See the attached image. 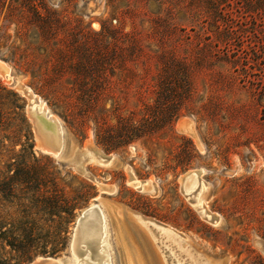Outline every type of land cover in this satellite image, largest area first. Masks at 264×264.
Listing matches in <instances>:
<instances>
[{"label": "rangeland", "instance_id": "374dc122", "mask_svg": "<svg viewBox=\"0 0 264 264\" xmlns=\"http://www.w3.org/2000/svg\"><path fill=\"white\" fill-rule=\"evenodd\" d=\"M124 6L110 0H0V59L13 76L7 82L0 75V108L7 112L0 125V264L64 257L75 220L98 196L111 210L122 209L123 223L146 264H178L172 247L182 264H264L262 107L237 86L213 87V75L204 70L197 73L194 99L180 116L161 120L165 107L156 100V59L149 74L128 61L134 77L131 71L114 72L108 56L99 69L93 53L94 33L117 24V10ZM68 48L73 57L66 63ZM19 85L61 119L58 158L38 147L30 98ZM89 114L103 120L99 124ZM182 120L193 123L194 133L181 128ZM90 138L122 165L84 158ZM193 170L202 172L190 196L184 188L195 179L189 180ZM133 174L152 178L156 192L135 185L129 180ZM100 184L115 186V194L102 192ZM201 187L221 222L195 206ZM107 214L112 250L110 256L105 250L104 262L128 264L127 249L116 234L117 213ZM144 218L183 234L182 247L170 246L163 237L170 234L148 227Z\"/></svg>", "mask_w": 264, "mask_h": 264}, {"label": "trees", "instance_id": "16d2710c", "mask_svg": "<svg viewBox=\"0 0 264 264\" xmlns=\"http://www.w3.org/2000/svg\"><path fill=\"white\" fill-rule=\"evenodd\" d=\"M110 2L114 6L124 2L125 6L117 10V24L103 25L94 33L98 67L104 68L102 60L108 56L114 61L109 65L114 72L123 69L136 77L128 61L141 64L149 74L151 61L156 59L160 67L153 79L156 100L165 107L161 120L169 122L180 116L194 99L197 73L207 70L214 77L213 87L237 86L248 93L262 107L264 126V0ZM152 3L157 9L149 8ZM72 57L73 50L68 48L65 62ZM118 58L124 62L115 61ZM6 115L0 108V125ZM89 116L99 124L103 120L99 114ZM8 243L16 245L12 240Z\"/></svg>", "mask_w": 264, "mask_h": 264}, {"label": "bare ground", "instance_id": "6f19581e", "mask_svg": "<svg viewBox=\"0 0 264 264\" xmlns=\"http://www.w3.org/2000/svg\"><path fill=\"white\" fill-rule=\"evenodd\" d=\"M0 75L7 82H11L13 79V76L11 74V67L1 59H0ZM18 87L25 94H28L30 98L28 110L31 113V117L34 120L33 122L35 123L36 129H37L38 147L42 150L54 151L55 153L54 156L57 158L59 155H61V152L63 149L64 126H63L61 119L58 116H56L53 113V111L51 112L47 104L43 102L44 100H42L37 94L33 93L31 89L26 88L23 85H19ZM180 126L181 128L186 129L190 133H194L193 123L191 121L182 120L180 122ZM86 149H87V152L85 156L89 159V161L101 162V163L108 162L110 164H114L117 167L122 165V162L119 160L117 156H113V155L105 156L103 152H101L96 147V145L94 144L91 138L86 144ZM201 172L202 170H193L190 173V174L193 173L192 176L188 174L190 181H191V178L195 176L194 177L195 179L190 184V186H188L187 184V186L185 185L186 188H184V192L188 193L190 196L192 194L194 195V193L199 188V186L197 185V180L200 181V178L197 179V177L200 176ZM129 180L132 182L134 181L135 185L136 184L139 185V188L143 190L148 189L146 188V186H151V190H155L156 192L157 186L154 184V180L152 178L147 179V180H139L133 174L131 175V179ZM100 187H101L102 192H109L110 194H115L116 192V187L112 185L103 186V184H100ZM202 188L204 187H201L198 195L194 197V201L196 202L195 206H197L201 210V213L203 214V216L204 215L208 216L216 220L217 223H219L218 222L220 221L219 217L215 215L213 212H210L209 205L207 206L206 204L207 201H206V198L202 195L203 194ZM100 198L101 197L98 196L89 205L91 207H97L98 209H95L94 211L89 213V215L82 221V223H81V219L84 216L83 215L84 211H82V214H80L81 212L79 213L77 217V222L74 225V229L72 232V236H71V240H70V244H69V248L67 252L68 255H65L64 258L38 257L34 262L30 264H108V263H111L110 260H108L107 262H104V260L107 257L105 250L108 251L109 256L111 255V250H112L111 245L108 243V239L110 238L111 231L109 229L108 222H107L108 220L110 221V216L107 214V211L109 213L110 211L114 213L116 212L119 218V219L117 218L116 220V227L118 229V231L116 229V234L118 235L121 244L125 246L127 249V253L129 256L128 264H146V261L143 257L141 250L139 249L135 241L129 236L126 226L123 223L122 209L120 211H118L115 208L114 210H111L108 206H106L105 204H102L104 202L102 200L101 202ZM221 217L222 216H220V218ZM145 222L147 223L148 227H151L152 225H154L156 227H160V229L164 230L165 233L170 234L169 236H164L162 232L157 231V233H162L163 237L167 238L166 242H169L170 246L171 244H173L180 248L182 247L181 246L182 241L186 240L183 234L179 233L177 230L165 224H160L159 222L155 220H149V219H145ZM153 230L154 229H152V232H154ZM101 231H102V234H99V232ZM170 250L174 253L178 261V264H182V262H179L178 256L176 254L178 252L173 251V247ZM69 252H70V257H69ZM194 264H196V262ZM211 264H221V262L215 261Z\"/></svg>", "mask_w": 264, "mask_h": 264}, {"label": "water", "instance_id": "95a60500", "mask_svg": "<svg viewBox=\"0 0 264 264\" xmlns=\"http://www.w3.org/2000/svg\"><path fill=\"white\" fill-rule=\"evenodd\" d=\"M43 151H45V152H47V153H50V154H52L53 156H54V151H50V150H43ZM53 152V153H52ZM59 157V156H58ZM57 157V158H58ZM85 158L86 159H88L86 156H85ZM89 160V159H88ZM95 209H98L97 207H91V206H87L85 209H83V210H81V213L80 214H82V211H84V213H83V217H82V219H81V223H82V221L89 215V213H91L92 211H94ZM208 218V217H207ZM76 222H77V220H75V223H74V225L76 224ZM74 225H73V228H74ZM99 234H102V231L101 232H99ZM65 255H68V253L67 254H65ZM61 258H64V257H61Z\"/></svg>", "mask_w": 264, "mask_h": 264}]
</instances>
